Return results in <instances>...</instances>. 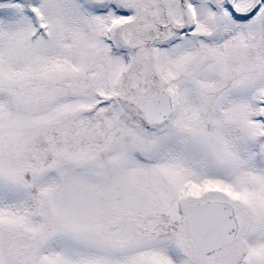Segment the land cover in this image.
<instances>
[{
	"label": "rangeland",
	"instance_id": "1",
	"mask_svg": "<svg viewBox=\"0 0 264 264\" xmlns=\"http://www.w3.org/2000/svg\"><path fill=\"white\" fill-rule=\"evenodd\" d=\"M95 1L106 5L0 0V264H264V30L260 49L253 24L244 40L231 25L234 42L153 46L157 62L141 59L130 89L107 40L112 13ZM157 89L174 104L152 126L140 107ZM102 93L118 96L92 106ZM66 114L60 139L23 134ZM215 199L233 204L239 230L202 256L185 217Z\"/></svg>",
	"mask_w": 264,
	"mask_h": 264
},
{
	"label": "flooded vegetation",
	"instance_id": "2",
	"mask_svg": "<svg viewBox=\"0 0 264 264\" xmlns=\"http://www.w3.org/2000/svg\"><path fill=\"white\" fill-rule=\"evenodd\" d=\"M117 5L134 15L131 20L122 24L126 35L125 43L128 45L141 42L151 45L155 40L160 41V44L164 43L166 34H175L186 25V5L193 6L196 11L202 7L208 9L206 22L203 21L202 11H199L197 26L206 28L211 40L224 34L226 43L229 39L234 42L235 37L229 34L231 25L237 26V35L244 40L250 37H245V28L253 24L257 40L253 44L259 49L264 30V0H128L126 3L124 0H113V9ZM115 16L117 17L116 14ZM139 34H142L141 38ZM196 34L201 32L197 31Z\"/></svg>",
	"mask_w": 264,
	"mask_h": 264
},
{
	"label": "water",
	"instance_id": "3",
	"mask_svg": "<svg viewBox=\"0 0 264 264\" xmlns=\"http://www.w3.org/2000/svg\"><path fill=\"white\" fill-rule=\"evenodd\" d=\"M171 101L168 94L160 92L151 96L145 108L146 116L153 122H161L168 116ZM232 208L226 204L210 203L194 208L189 230L202 251L211 247L219 248L230 242L236 232V221L232 218ZM204 230H208L204 235Z\"/></svg>",
	"mask_w": 264,
	"mask_h": 264
}]
</instances>
